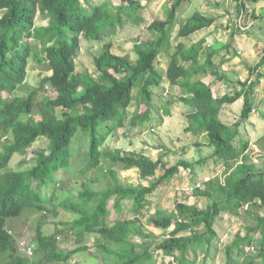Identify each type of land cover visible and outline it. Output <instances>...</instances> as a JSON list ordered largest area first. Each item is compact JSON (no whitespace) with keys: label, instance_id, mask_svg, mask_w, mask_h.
<instances>
[{"label":"trees","instance_id":"1","mask_svg":"<svg viewBox=\"0 0 264 264\" xmlns=\"http://www.w3.org/2000/svg\"><path fill=\"white\" fill-rule=\"evenodd\" d=\"M146 2L149 6L153 0ZM185 2L172 0L165 19L152 21L147 26L149 35L133 46V58L129 54L114 53L112 44H106L104 51L94 58L98 74L94 78L89 73L76 72L81 41L102 40L114 30H122V16L132 18L136 25H145L141 7L128 9L118 5L117 11H113L104 2H94L88 7L81 4L82 0H0V264H62L82 251L78 248L64 253L58 249L55 237L68 233L77 238L99 235L100 264H195L201 255V246L206 258L214 244L221 245L218 222L222 214L235 216L238 222L241 219L245 223L230 243L223 246L226 263L264 264V167H257L247 155L249 142L240 135L241 125L249 119L256 104L253 92L257 83L248 85L250 80L236 81L231 86L238 91L215 97L206 78L217 77L212 63L217 52L206 54L201 64L203 40L190 45L177 43L168 52L164 74L155 66L177 24L178 9ZM237 6L239 13L245 11L244 2ZM215 22L214 17L194 13L180 25L177 38H187ZM30 61L45 74L41 84L55 92V97L36 102L37 91L27 97L15 94L27 79ZM263 65L264 54L248 70L249 75ZM138 81L139 102L129 117L128 109ZM165 82L180 87L184 93L180 101L190 109L185 115V132L194 136L204 133L212 153L195 163L179 160L163 167V174L156 177L163 165L162 156L153 161L138 153L113 149L105 142L123 128L127 119L132 128L142 124L139 106L149 109L154 90ZM241 98L240 121L225 124L220 117L223 107ZM5 136L7 139L2 142ZM39 139L46 141L47 146L46 150L35 153L34 164L22 170L12 169L10 163L14 156L24 158L27 148ZM85 146L82 171L85 179L92 166L113 163L122 165L126 171L136 169L140 179L149 184L121 185L114 171L107 167L111 186L98 192L90 190L70 170V159ZM210 162L221 163L224 169L204 182V188L193 190L196 197L207 201L206 207L198 210L180 203L175 206L176 215H150L146 219L150 228L169 233L160 238L149 232L143 234L146 225L142 223L143 211L151 205L147 197L164 182L173 180L180 169L192 174L196 165ZM65 179L74 185L78 183L79 186H74L78 189L75 196L68 193L58 202L55 192L45 208L34 203L37 196L43 200L42 186ZM63 186L60 184L59 190ZM111 202L114 220L110 219L108 209ZM125 208L131 217L121 219ZM24 209L43 213L35 229L34 254L39 258L35 263L18 253L15 239L5 231L7 219L20 216ZM61 214L70 219L62 222ZM49 215L60 218L62 229L58 227L53 234L45 235L43 228ZM187 230L188 235H180ZM136 239H141V244ZM190 254L194 255L193 260ZM235 258L239 259L238 263Z\"/></svg>","mask_w":264,"mask_h":264},{"label":"rangeland","instance_id":"2","mask_svg":"<svg viewBox=\"0 0 264 264\" xmlns=\"http://www.w3.org/2000/svg\"><path fill=\"white\" fill-rule=\"evenodd\" d=\"M130 1L82 0L81 4L89 7L94 2H104L110 4L113 11H117L116 6L118 5H123V7H128V9L141 7L143 10H138L136 15L139 16L140 11V14L145 18L146 24L149 25L152 21H163L165 19L172 0H153V3L149 6L146 0H132V5ZM206 1L212 2L211 0H195L192 2L186 0L182 7L178 9L175 20L177 26L175 25L171 31L168 41L163 46L162 52L155 62L156 68L160 73L164 74L169 60L168 52L170 53L174 49L176 41L182 40L184 44L190 45L203 40V51L200 54L199 60L201 64L205 61L206 54L217 49L216 55L212 57V63L218 68L215 71L220 80L222 79L220 77L224 75L234 82L250 80L248 85L251 82L254 83L259 71L249 75L248 70L254 68L261 58L260 55L262 54L261 56H263L264 54V49L262 48L264 47V2L261 1L255 4L252 1L246 3L244 0V18H242L239 24L240 13L236 0H216L217 5L213 3V6L216 7V10L213 9L214 12L211 8H205L204 3ZM195 10H201L205 13L212 12V14L217 15L216 23L212 27L196 32L187 38H176L180 25ZM122 17L124 20L122 30H114L112 35L102 40L87 41L83 39L81 41L80 54L76 58L77 73H89L96 78L98 74L94 67V58L99 56L104 51V46L109 43L112 44L114 53L118 55L129 54L133 58V46L139 39H145L149 35L147 34V26L136 25L131 20L132 18ZM37 25H40V23H37ZM226 45H228L227 48ZM27 72V79L24 85L15 92L17 96L27 97L30 92L37 91L36 102L41 101L44 97L56 96L55 92L42 86L41 80L45 77V74L39 70L37 65H32L31 63ZM260 74L261 78H258L259 81L264 80V71ZM208 79L212 81L215 77L210 75ZM138 83L139 81L134 89L132 104L128 109L129 117L139 102L140 85ZM235 91L229 90V93L232 94ZM215 92L217 95L222 96L228 92V89L227 87H221ZM262 93L263 96L257 101L258 105L255 104L253 109L255 111L251 112V117L245 123L244 134L241 136L245 141L254 142L256 148L251 147L247 151V155L251 156L259 168L264 167V91ZM183 94L180 87L170 85L168 82L163 83L154 90L149 109L145 105L139 106L138 113L142 117V124L132 128L129 125L130 120L127 119L123 128L118 129L114 136L111 135L105 144L126 153L134 152L144 155L153 161L162 156L163 165L157 170L156 177L163 174V167L174 165L179 160L195 163L198 160L206 158L212 153V149L207 146L208 140L206 135L200 133V135L194 136L185 132V115L190 109L180 101ZM241 104L242 100L233 105L225 106L222 113V119L225 123L232 124L240 121ZM46 146V141L42 139L37 140L33 147L27 148V155L24 158L22 156H14L15 159L10 163L11 168L22 170L33 165L35 153L40 150H46ZM85 153L86 146L78 150L76 156L70 159V170L72 175H76V179L79 182H85L86 186L92 191H102L104 188L111 186L106 172L107 167L114 171L121 185L147 186L149 184L148 181L140 179L136 169L126 171L122 168V165L113 163H108L106 166L103 164H99L96 167L92 166L89 168L88 177L85 179L82 175V171L85 169ZM22 160L25 161L23 165L21 164ZM223 169L221 163L215 164L213 162L196 165L192 174L180 169V173L173 180L164 182L147 197L151 205L143 211L142 223L146 224L147 217L153 214L174 213L176 215L175 206L180 203L187 207H195L198 210L204 209L207 201L193 194V186L200 185V187L204 188V182L221 174ZM59 182L64 186L60 190L57 189L58 202H62L68 196V193L75 196L78 189L74 186H79L77 185L78 183L74 185L70 179ZM108 209L110 211V219L114 220L116 215L113 212L112 202L109 204ZM30 211L24 210V213L20 216L13 217L6 223V229L10 230L12 235L16 237L18 244L21 241L29 242L31 236L34 238L33 233L38 221L42 218L43 213L36 210ZM130 214L125 208L121 219L130 218ZM59 217L62 222L70 219L66 214H61ZM221 217V221L218 222L221 245L216 246L214 244L211 247L210 254L206 258H202L204 248L201 246L199 249L201 255L199 259L197 258L196 264H227L224 258L223 246L230 243L233 234L238 232L239 229H243L245 223L241 222V219L238 222L236 220L238 218L235 216L230 217L229 215L222 214ZM60 218L53 219L50 215L48 216V223L43 228L45 235H51L55 230L62 229ZM144 227L143 234L149 232L157 238L169 233V231L154 230L147 224ZM189 232L188 230L183 231L180 235H188ZM61 238L63 237L61 236ZM32 243L34 244V241ZM100 243L101 239L99 235L90 234L78 238L65 237L63 241L60 240L57 244L58 249L64 253H70L78 248L82 250L69 258L66 264H70L72 260H76L78 264H100L102 255L97 249ZM136 243L141 244V239H136ZM189 257L190 260L194 259L193 254H190ZM202 259L203 261H201ZM29 260L31 263H35L39 258L37 255L32 254ZM234 260L235 262L237 261L236 263L239 262L238 258ZM230 264H233V262Z\"/></svg>","mask_w":264,"mask_h":264},{"label":"crops","instance_id":"3","mask_svg":"<svg viewBox=\"0 0 264 264\" xmlns=\"http://www.w3.org/2000/svg\"><path fill=\"white\" fill-rule=\"evenodd\" d=\"M192 1H195V0H190V2H192ZM212 2H209V1H206L204 4V6H205V8H211V10L213 11V9L214 10H216V7H214L213 6V3H215L216 5H217V1L216 0H211ZM237 1V5H238V3H241V2H243L244 0H241V1H238V0H236ZM189 2V3H190ZM245 2L247 3V2H251V0H245ZM182 7V6H181ZM180 7V8H181ZM187 8H189V7H187ZM239 11V10H238ZM214 12V11H213ZM178 13V12H177ZM194 13H200V14H202V15H205V16H208V17H214V18H217L218 16L217 15H214V14H212V12L211 13H205V12H203V11H201V10H195V12H193L192 14H194ZM243 12H241L240 13V16H239V24L241 23V20H242V18H243ZM177 15V14H176ZM190 17V16H189ZM189 17H187V19L189 18ZM186 19V20H187ZM185 20V21H186ZM216 21H217V19H216ZM185 22H183L182 24H184ZM216 23V22H215ZM214 23V24H215ZM213 24V25H214ZM139 25H142L141 23L139 24ZM146 26H148V24H145ZM212 25V26H213ZM177 26V25H176ZM211 26V27H212ZM175 27V26H174ZM173 27V28H174ZM241 28V27H240ZM239 28V29H240ZM242 29V28H241ZM241 31V30H240ZM178 33V32H177ZM176 38H177V35H176ZM179 42H183L182 40H179L178 42L176 41L175 42V44L177 45V43H179ZM176 47V46H175ZM175 47H174V49H175ZM263 49H264V47H262ZM173 49V50H174ZM212 51H218L217 49H215V50H212ZM263 53V52H262ZM262 55V54H261ZM261 55H260V57H261ZM215 70L217 71L218 70V68L217 67H215ZM259 71V76H261V74L260 73H263V71H264V65L258 70ZM210 76V75H209ZM215 77V76H214ZM220 78H222L221 80L218 78V77H215V79H213L212 81H210L209 79H208V76H207V78H206V81L207 82H210L211 83V85H212V91H213V95L215 96V97H222V96H224V95H232L231 93H229V90H236V91H238V89H232L233 87L231 86V83H235L234 81H232V80H230L229 78H227L226 76H224V75H222V77H220ZM261 78V77H260ZM259 78V79H260ZM217 79V80H216ZM258 79V78H257ZM255 80L254 81V83H257V86H256V88H255V93L253 94V96H255V100H256V105H258V103H257V101H259L260 100V97L261 96H263V91H264V80H260L259 81V79L258 80ZM222 81V82H221ZM221 87H227V89H228V92L227 93H225L224 95H222V96H219V95H217L216 94V92L215 91H217L218 89H220ZM235 91V92H236ZM242 100V104H243V99L241 98L240 100H238L237 102H240ZM237 102H235V103H237ZM234 103V104H235ZM242 104H241V107H242ZM233 105V104H232ZM225 106H228V105H225ZM225 106L223 107V109H222V112H221V114H220V117H221V119H222V113H223V110H224V108H225ZM252 111H255V110H252ZM251 117V116H250ZM249 120V119H248ZM247 120V121H248ZM222 121H223V119H222ZM224 122V121H223ZM225 123V122H224ZM246 123V122H245ZM245 123L244 124H242L241 125V130H240V135L241 136H243V134H244V131H245ZM225 124H227V123H225ZM232 124H234V123H232ZM227 125H231V124H227ZM248 140V139H247ZM249 142V145H250V148L251 147H255L254 146V142H252V141H248ZM256 148V147H255ZM235 234V233H234ZM233 234V235H234ZM203 257H204V255H202ZM202 257V258H203ZM200 258V257H199ZM198 258V259H199ZM201 261H203V259L201 260ZM197 262V261H196ZM196 264V263H195Z\"/></svg>","mask_w":264,"mask_h":264},{"label":"clouds","instance_id":"4","mask_svg":"<svg viewBox=\"0 0 264 264\" xmlns=\"http://www.w3.org/2000/svg\"><path fill=\"white\" fill-rule=\"evenodd\" d=\"M6 139H7L6 136L2 137V142H4ZM10 167H11V165H10ZM10 170H12V169H10ZM59 185H60V182L56 180V181L53 182V184L51 183L50 185L42 186V190H41V194L40 195L43 198V200L40 197L37 196L35 198V202L34 203H36L39 206L42 205L45 208V203H47L48 201H50L53 198V196L55 195V192H57V189H59ZM49 188H51V189L48 190ZM24 210L27 211V212H31L30 210H32V209H24ZM9 219H11V218H9ZM9 219H7V221ZM7 221H6V223H7ZM5 231H7L9 236H11V237H13L15 239V243H16V246H17V249H18V253L20 255H22L23 257H27L28 259H30V256L32 254H34V249H35V246H36V245H34L35 244V238H36L35 232L33 233L34 238H33V236H31L29 242L21 241L18 244L16 237L14 235H12L10 230L6 229V225H5ZM61 236L63 238H61ZM65 237L74 238V236L72 234H69V233L68 234H64V235H57L55 237L56 238V242L58 243V241H60V240L63 241V239H65ZM32 241H34V244L32 243ZM23 245H25V246H23ZM28 246L32 247V254L31 255L27 254V252L25 251L26 247H28ZM66 263H67V261L63 262L62 264H66ZM70 264H78V263H77L76 260H72Z\"/></svg>","mask_w":264,"mask_h":264},{"label":"built area","instance_id":"5","mask_svg":"<svg viewBox=\"0 0 264 264\" xmlns=\"http://www.w3.org/2000/svg\"><path fill=\"white\" fill-rule=\"evenodd\" d=\"M206 180V179H205ZM208 181H209V179H207ZM205 182H207V181H205ZM201 189L202 187H200V185H194L193 186V190L194 189ZM23 246H25V245H23ZM25 251L27 252V254H29V255H31L32 254V247L31 246H28V247H26V249H25Z\"/></svg>","mask_w":264,"mask_h":264}]
</instances>
